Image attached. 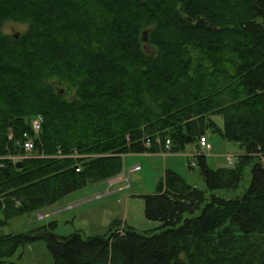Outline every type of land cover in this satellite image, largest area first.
<instances>
[{"label": "trees", "instance_id": "obj_1", "mask_svg": "<svg viewBox=\"0 0 264 264\" xmlns=\"http://www.w3.org/2000/svg\"><path fill=\"white\" fill-rule=\"evenodd\" d=\"M208 133L244 153L194 155L205 190L167 171L143 197L158 232L0 235V264L42 240L54 264H264V0H0V230Z\"/></svg>", "mask_w": 264, "mask_h": 264}, {"label": "rangeland", "instance_id": "obj_2", "mask_svg": "<svg viewBox=\"0 0 264 264\" xmlns=\"http://www.w3.org/2000/svg\"><path fill=\"white\" fill-rule=\"evenodd\" d=\"M28 29V25L8 22L3 33L14 37L24 35ZM214 121L219 128H224L221 117L214 118ZM206 138L213 148L211 152L203 153L195 147H190L186 153L168 160L169 165L175 168L189 185L199 190H205L206 185L200 177L198 164L193 169L190 168L194 155L204 154L207 157L208 167L219 170L232 169L234 166H230L227 159L232 157L236 164L238 156L244 153L240 146L228 143L215 134L208 133ZM136 167H139L140 171L130 173V170ZM164 172L161 159L148 162L142 158H128V160L125 158L122 176L126 177V181L121 178L122 182L116 185H112L114 183L110 182L112 180L90 184L51 208L12 220L6 228L0 230V235H24L47 228L49 236L59 239L75 234H81L83 238H91L107 236L114 223H119L118 229H134L140 234L156 233L161 224L147 220L143 197L157 193ZM249 173L250 170H247L246 177ZM52 225L56 226L52 227ZM8 264H54V261L47 243L42 240L20 250Z\"/></svg>", "mask_w": 264, "mask_h": 264}, {"label": "crops", "instance_id": "obj_3", "mask_svg": "<svg viewBox=\"0 0 264 264\" xmlns=\"http://www.w3.org/2000/svg\"><path fill=\"white\" fill-rule=\"evenodd\" d=\"M180 154H168V153H159V154H143V155H128V156H126L125 158H127V160H128V158H142L143 160H147L148 162H154V161H157V160H159V159H161V162L163 163V167H164V176H163V179H164V177H165V174H166V172L167 171H173V172H177L176 171V169L175 168H173V167H171L170 165H169V162H168V160L170 159V158H173V156H179ZM125 158H124V160H125ZM128 163H129V161H127ZM170 166V167H169ZM133 169L134 168H132L131 170H130V173H133ZM177 174H179L178 172H177ZM120 178H122L123 179V181H126L127 179H126V177L123 175H121L118 179H115V180H112V181H110V182H114L112 185H116V184H118V183H121L122 182V180H120ZM162 179V180H163ZM120 180V181H119ZM161 180V181H162ZM118 181V182H117ZM160 181V182H161Z\"/></svg>", "mask_w": 264, "mask_h": 264}, {"label": "built area", "instance_id": "obj_4", "mask_svg": "<svg viewBox=\"0 0 264 264\" xmlns=\"http://www.w3.org/2000/svg\"><path fill=\"white\" fill-rule=\"evenodd\" d=\"M33 130L36 134H39L40 131H41V127H42V119L41 117L35 119L33 121ZM201 150L208 153V152H211L212 151V146L211 144L208 142L207 138H202L201 139ZM24 150L27 154H31L34 150V142L32 140H28L24 143ZM172 150V146H171V142H167L166 144V151L168 153H170ZM232 163L231 159H230V164ZM137 171H140V168L139 167H136L133 172H137Z\"/></svg>", "mask_w": 264, "mask_h": 264}, {"label": "water", "instance_id": "obj_5", "mask_svg": "<svg viewBox=\"0 0 264 264\" xmlns=\"http://www.w3.org/2000/svg\"><path fill=\"white\" fill-rule=\"evenodd\" d=\"M144 42H145V44L146 45H149L150 44V41H149V39H148V34L147 33H145L144 34ZM16 38L18 39L19 38V35H17L16 36ZM148 52L149 53H152L153 52V49L152 48H150V47H148ZM64 92L63 91H61V93L60 94H63ZM50 239H52V240H55V241H59V239L58 238H56V237H53V236H48Z\"/></svg>", "mask_w": 264, "mask_h": 264}]
</instances>
